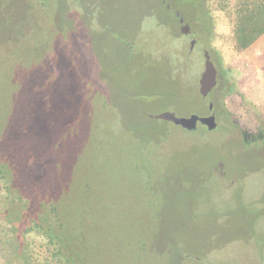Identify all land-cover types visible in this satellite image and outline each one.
Wrapping results in <instances>:
<instances>
[{
  "label": "rangeland",
  "instance_id": "obj_1",
  "mask_svg": "<svg viewBox=\"0 0 264 264\" xmlns=\"http://www.w3.org/2000/svg\"><path fill=\"white\" fill-rule=\"evenodd\" d=\"M205 4L0 0V159L80 264H264V36Z\"/></svg>",
  "mask_w": 264,
  "mask_h": 264
},
{
  "label": "flooded vegetation",
  "instance_id": "obj_2",
  "mask_svg": "<svg viewBox=\"0 0 264 264\" xmlns=\"http://www.w3.org/2000/svg\"><path fill=\"white\" fill-rule=\"evenodd\" d=\"M7 167L1 169L7 178L0 173V264H80L67 247L63 222H53L59 205L44 208L30 200Z\"/></svg>",
  "mask_w": 264,
  "mask_h": 264
},
{
  "label": "trees",
  "instance_id": "obj_3",
  "mask_svg": "<svg viewBox=\"0 0 264 264\" xmlns=\"http://www.w3.org/2000/svg\"><path fill=\"white\" fill-rule=\"evenodd\" d=\"M198 1L200 8L210 7L205 4L206 0ZM218 8L228 20L230 36L239 53L247 51L264 36V0H218ZM262 137L260 133L250 136L246 141L251 143ZM2 167L3 161L0 159V173L7 178L6 174L9 173L2 171Z\"/></svg>",
  "mask_w": 264,
  "mask_h": 264
},
{
  "label": "water",
  "instance_id": "obj_4",
  "mask_svg": "<svg viewBox=\"0 0 264 264\" xmlns=\"http://www.w3.org/2000/svg\"><path fill=\"white\" fill-rule=\"evenodd\" d=\"M180 22H183V19H181ZM181 32L185 35L189 33L188 26H182ZM194 45V42H192V46ZM205 58V68L204 72L201 75L200 78V95L203 98L208 97L211 92L217 87L218 84V71L211 60L210 53L208 51H205L204 53ZM214 105L213 103L209 104V110H213ZM151 119H157V120H163L166 122H171L176 126H179L183 128L186 131L194 132L198 129L199 125L206 126L209 131H212L216 129L217 122H216V116L214 114L210 115H198L194 114L188 117H178L173 112H164L158 115L149 116Z\"/></svg>",
  "mask_w": 264,
  "mask_h": 264
}]
</instances>
